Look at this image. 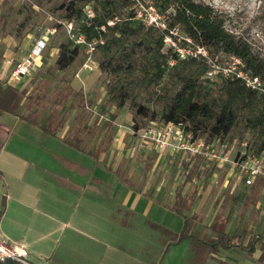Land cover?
<instances>
[{
    "label": "rangeland",
    "instance_id": "1",
    "mask_svg": "<svg viewBox=\"0 0 264 264\" xmlns=\"http://www.w3.org/2000/svg\"><path fill=\"white\" fill-rule=\"evenodd\" d=\"M64 1L0 0V23L2 21L4 24V29L0 31V35L3 36L8 30L10 37H13L19 44L23 43L18 50L22 58L28 54V50L40 36L49 39L41 52L39 62L33 69H30L29 74H26V76L31 77L28 80L26 79L28 81L26 87L28 89L31 87V90H29L30 95L26 96L25 99V102L31 106L30 118L38 121L43 116L51 119L59 118L60 116H56L57 111L49 110L53 109L55 103L65 101L62 104L66 105L70 102L68 97L72 96L71 102L82 105L89 116H93L95 120L102 121V125L104 120H106L103 117H107L110 121L113 119V114L115 118L117 111L121 108H123L122 118L125 121H132V110L129 107L119 108L115 104L106 101L105 83L108 76L99 66L94 71H82L80 74L81 80L73 77V71L78 68L82 61L81 53L69 67L65 69L57 67L54 60L59 50L58 44L65 38L66 33L62 28L53 33L49 31L55 23L64 21L58 17V13L61 12L60 4ZM205 1L227 12L232 17L233 25L238 31L248 28V33L253 40L264 47V9L261 10L262 5L264 8V0ZM259 14L261 17H257ZM94 53L95 60L98 62L101 54L98 51ZM38 68H40V73L37 74L36 70ZM62 71L63 77L60 74ZM4 79L6 78L0 79V85L6 84L3 82ZM66 81L68 86L65 84ZM3 105L5 104L0 103V121L12 122L14 116L11 114L14 111L3 110ZM92 112H94V115ZM15 113L20 112L16 111ZM53 124V122H46L42 124V127L56 133V128ZM152 124L154 126L161 125L162 122L155 120L150 123V125ZM99 128L96 125L94 130L96 137L98 136ZM43 134L38 131V128L33 126L25 127V132H20V129L15 127L11 136L25 135L30 141L34 142V137L39 136L40 138ZM52 135L50 133L45 135V137L47 136V140L51 141V144H48L51 145L49 147L54 148L56 144L57 146L60 144L52 139L54 137ZM96 137V152L99 153L97 149L98 138ZM233 139L237 140L232 150V156H235L240 142L246 141L248 137L245 136L240 139L238 136H233L232 138L224 136L223 142H231ZM217 140L219 141V139ZM40 145L45 148L42 149L43 153L41 152L40 154L46 155L45 163H49L46 167H51L53 158L49 148L45 145ZM29 156L33 158L31 153H29ZM182 160L184 161V163L182 161V167L185 164L188 166L187 162H191L185 157ZM98 161L99 158L97 156L96 163L100 162ZM200 162L201 166L194 164L191 168L193 172L190 173V177H194L196 180L195 184L191 180L192 185L186 190L188 200L191 203L193 202L189 204L187 213L191 217L187 219L190 220L192 228L196 227L194 233H198L205 238L212 237L213 231L208 226L211 217L221 222V227L228 234H256L264 231V182L262 179H256L253 183L244 185L243 181L239 183L237 175H228L227 166L221 168L222 172L219 173L217 172L219 169L215 167L213 162L206 159ZM42 165L36 166L37 168L30 166L28 173H26L25 177L28 182L35 183L38 188L33 190L34 200L36 201L33 203L36 205L33 206V203H30L28 205L30 208H26L27 215L24 217L15 216V211L21 208L17 207L18 204L11 196L10 191L14 188V184H17L11 183L12 173L0 172V212H6L3 218V227L21 231L22 227L30 224L25 218L32 220L33 226L36 224L33 220L43 216L41 211H43L44 206L48 209L47 212L57 213L59 219L63 222L48 221L45 224L46 227L43 225L44 229H54L52 234H42L41 226H39V229L38 227L31 228V233L27 238L32 239L33 248L41 252L42 259L40 262L42 264H147L150 261H156L158 264H263L264 262V258L261 262L257 259L261 251L260 243L255 244L256 250L253 252L241 251V249L236 247L220 248V255H217L223 258L224 261L209 256L207 250L205 251L204 248L195 243L193 239L190 240V238H184L177 243L168 245L173 239L171 235L176 234L181 228L183 219L178 213L168 211L162 206L153 205L149 209V213H152L156 219L154 221L158 223V234H156V231H154V234H150L152 230L150 214L148 218H143L139 214L122 216V221L120 220L117 223L113 219L110 220L112 222H109L108 218L96 217L99 222L95 220L89 223L75 224L72 220H69V218L76 216V214H72L71 207H69L66 215L61 213L62 209L68 208L69 202L73 201V199H71V196H65L63 192L49 193L47 189L54 182L51 181V177L48 174L41 170ZM181 166L179 163L174 164L175 173L181 175L182 169H179ZM225 175H228V177H224ZM210 176L212 178H209ZM15 181L17 180L15 179ZM196 182L201 183L203 187L201 192L200 190L198 191V195L193 191ZM28 192L21 193L23 196L26 195V200L30 199ZM49 195L54 196L50 199ZM41 196H43L44 203L39 201ZM188 200L185 199L184 202L187 203ZM186 203H184V207L188 206ZM51 205L53 207L56 206L58 211L55 212L56 209L51 208ZM12 219L19 221L20 225H18V228L14 229L11 227ZM198 220L199 224H197ZM87 225L92 228L87 227ZM73 226L94 234H72ZM243 243H246V241H243Z\"/></svg>",
    "mask_w": 264,
    "mask_h": 264
},
{
    "label": "trees",
    "instance_id": "2",
    "mask_svg": "<svg viewBox=\"0 0 264 264\" xmlns=\"http://www.w3.org/2000/svg\"><path fill=\"white\" fill-rule=\"evenodd\" d=\"M153 2L166 14L169 27H177L204 45L211 56L241 59L243 69L264 82V47L253 40L248 28L238 31L227 12L205 0ZM87 4L94 11L90 18L84 13ZM131 4V0H65L59 7L58 17L72 21L86 40L102 39L95 44L94 52L101 54L98 66L108 76L106 101L132 110L134 130L155 120L162 124L181 120L186 129L209 142L214 138L223 141L224 136L240 139L247 136L248 147L264 154V97L236 76L206 77L208 65L204 59H182L164 49L163 32L136 19ZM52 28L54 32L64 30L60 22ZM58 48L54 61L59 69L69 67L80 53L83 60V46L73 44L67 36ZM17 98L14 89L0 85V103H11ZM175 208L183 217V226L171 235L173 239L168 245L190 238L210 253L236 246L253 252L255 244L260 243L258 260L261 262L264 258V231L249 236L244 246L245 238L240 233L228 234L214 218L210 229L215 236L203 239L194 233L196 228L190 226L181 208ZM0 264L27 263L5 258Z\"/></svg>",
    "mask_w": 264,
    "mask_h": 264
},
{
    "label": "crops",
    "instance_id": "3",
    "mask_svg": "<svg viewBox=\"0 0 264 264\" xmlns=\"http://www.w3.org/2000/svg\"><path fill=\"white\" fill-rule=\"evenodd\" d=\"M3 25L1 21L0 31L4 29ZM9 34L8 30H6L3 36L0 35V79L6 78L3 81L6 84L3 86H9L14 89L18 98L15 102L6 103L2 107L6 111H14L11 114L14 118L12 122L0 121V172L12 173L11 183H17L14 186L12 185L14 188L10 191L12 198L18 204L17 207L21 208H15L17 209L15 216L24 217L27 215L26 208H30L28 205L36 202L33 190L38 188V185L31 183V181L28 182L25 176L30 166L38 167L43 164L41 170L48 174L51 177V181L54 182L47 189L49 193L63 192L65 196H71V199H73L72 203L69 202L68 208L62 209L61 213L66 215L69 207H71L72 214H76V216L69 218V220H72L75 224L89 223L95 220L99 222L96 217L108 218L109 222H112L110 220L113 219L117 223L120 220L122 221V216L139 214L143 218H148L150 214L152 226L150 234H154V231L158 234V223L154 221L156 219L153 214L149 213V209L153 205L162 206L168 211L176 213L178 212L175 207H179L182 213H185L188 218L191 217L187 213L191 201L188 200L186 190L191 187V180L194 184L196 180L194 177H190V173L193 172L191 168L194 164L201 166L200 161L204 159L200 157L189 159L183 154L171 153L167 150L159 154L151 143L143 142L137 135L131 133L132 121H125L122 118L123 108L117 111L115 118L113 117L110 121L104 120L102 125V121L95 120L93 116H89L82 105L71 102L73 97L70 96L68 97L70 102L66 105L62 104L65 101L55 103L53 109L49 110L57 111L56 116H60L59 118L51 119L43 116L39 121L30 118L31 106L25 102V99L26 96L30 95L29 90H31V87L29 89L26 87V83H28L26 79L28 80L31 77L11 74L14 64L22 58L18 50L23 43H17ZM39 69L36 70L37 74L40 73ZM60 74L63 77V71ZM65 84L68 86L67 81ZM43 108L45 109V107ZM101 108L103 110L102 106ZM16 111L20 113H15ZM46 122L54 123L56 133L43 129L42 124ZM96 125L100 127L97 137L94 131ZM32 126L38 128L39 132L44 133L40 138L39 136L34 137V142L30 141L25 135L11 136L15 127L19 128L20 132H25V127ZM50 133L54 136L52 139L60 144L59 146L56 144L54 148L49 147L51 145L48 144H51V141L47 140L45 135ZM95 137L98 138L97 149L99 153L96 152ZM40 144L49 148L53 158L51 167H46L49 163H45L46 155L40 154L41 152L43 153L42 149H45ZM29 153L32 154L33 158L29 156ZM97 156L99 163H96ZM183 157L191 161L187 162L189 167L186 164L184 167L181 166ZM175 163H179L181 166L179 168L182 169L181 175L175 173ZM217 172L220 173L222 170L219 169ZM224 177H228V175ZM209 178L212 177L210 176ZM202 189L201 183L196 182L193 187L195 194L198 195V191L200 190L201 192ZM25 191H29L28 197L30 199L26 200V195L23 196L21 194ZM53 196L49 195L50 199ZM180 199L181 201H179ZM185 199L188 200L187 203L184 202ZM39 201L44 203L43 196L39 197ZM183 202L188 205L186 206L187 208L184 207ZM34 205L36 204L33 203ZM50 207L54 208V210L56 209L55 212L58 211L56 206L53 207L51 205ZM43 208V211H41L43 216L33 220V222H36L33 226L32 220L25 218L30 224L22 227L21 231L3 227V218L6 212H0V237L11 244L24 247L27 253L24 259L30 264H42L40 262L42 259L41 252L33 248L32 239L27 238L31 233V228L38 227L39 229V226H41L42 234H52L54 229H44L43 225L45 226L48 221L63 223L57 213L47 212L48 209L45 206ZM213 220L214 218L211 217L208 224L209 228ZM12 221L11 227L14 229L18 228V225H20L19 221L16 219H12ZM197 222L199 224V220ZM87 227H90V225H87ZM105 230L107 231V229ZM15 234L21 235L15 236ZM72 234L94 233L73 226ZM241 235L245 238L244 242L246 241V243L242 244L245 246L249 236L253 234ZM213 236H215L214 233ZM213 236L208 238L200 237L210 239ZM236 248L245 252L249 250V248L244 249L237 246ZM204 250L206 251V249ZM219 252V250L210 252L208 255L214 259L224 261L223 258L218 257L217 254ZM259 256L260 253L258 258ZM156 263V261H150L147 264Z\"/></svg>",
    "mask_w": 264,
    "mask_h": 264
},
{
    "label": "built area",
    "instance_id": "4",
    "mask_svg": "<svg viewBox=\"0 0 264 264\" xmlns=\"http://www.w3.org/2000/svg\"><path fill=\"white\" fill-rule=\"evenodd\" d=\"M131 2L130 8L133 10L136 19L163 32L164 49L170 50L182 59H204L208 65L206 77L236 76V78L243 81L245 86L264 97V82L260 77L245 71L241 59L235 56H211L204 45L181 33L177 27H169L166 22V14L158 10L153 0H131ZM92 10V6L87 4L84 7L85 16L92 17L94 15ZM60 23L68 40L84 48L83 60L74 72V77L81 80L80 74L82 71H94L98 67L93 52L95 44L102 42V39L88 41L83 34L75 29L72 21L65 20ZM108 23L111 24L112 21H108ZM54 30L55 28H51L49 32L53 33ZM47 40L44 36H40L28 54L14 64L11 74L14 76L29 74L30 69H33L39 62ZM169 63L172 64V61H169ZM103 118L108 120L107 117ZM131 133L137 135L141 141L151 143L159 154L167 150L171 153L183 154L189 159L204 158L213 162L218 169L227 166L228 175H237V178L246 185L253 183L256 179L264 180V154L254 152L248 147L246 141L240 142L239 149L236 151L235 156H232L236 139L229 141L230 143L216 141V139H212L210 142L206 141L203 137L197 136L191 130L186 129V124L181 120L179 122L166 121L162 125L155 126L148 124L137 130L132 128ZM26 254L24 247L11 244L0 237V260L12 258L27 263L24 259Z\"/></svg>",
    "mask_w": 264,
    "mask_h": 264
}]
</instances>
